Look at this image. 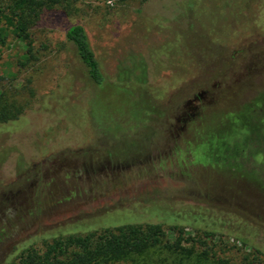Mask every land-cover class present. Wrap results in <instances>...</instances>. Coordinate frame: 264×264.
<instances>
[{"label":"rangeland","instance_id":"obj_1","mask_svg":"<svg viewBox=\"0 0 264 264\" xmlns=\"http://www.w3.org/2000/svg\"><path fill=\"white\" fill-rule=\"evenodd\" d=\"M251 1H84L58 20L60 34L84 25L108 81L161 96L138 117L117 87L94 99L60 38L29 69L19 41L0 47V90L31 102L0 123V264L130 223H162L171 238L217 231L208 243L234 262L264 253V138L240 127L235 158L206 155L243 117L264 134V0Z\"/></svg>","mask_w":264,"mask_h":264},{"label":"trees","instance_id":"obj_2","mask_svg":"<svg viewBox=\"0 0 264 264\" xmlns=\"http://www.w3.org/2000/svg\"><path fill=\"white\" fill-rule=\"evenodd\" d=\"M84 1L125 0H11L10 4L0 3V47L10 38L19 41L26 50L18 60L19 65L29 69L35 67L60 38L59 52L66 49L79 60L94 96L97 91L117 87L116 91L126 92L125 96H128V99L122 97V103L130 105L132 114L138 117L161 96L151 91L146 83L135 82L127 85L128 90H122L120 84L108 81L84 25L68 24L62 34L57 30L58 20L63 15L75 14L77 4ZM30 93L34 95L33 90ZM54 97L52 99L56 101ZM30 104V100L21 101L0 90V123L18 120ZM201 231L203 233L195 236H185L184 231L176 227L173 230L176 234L171 238L162 223L124 224L101 232L59 237L47 243L45 249L27 245L17 260L8 264H264V253L259 249L234 262L229 251L216 250L217 244L208 243L210 238L212 241L217 239V231ZM238 240L248 245L247 240Z\"/></svg>","mask_w":264,"mask_h":264},{"label":"flooded vegetation","instance_id":"obj_3","mask_svg":"<svg viewBox=\"0 0 264 264\" xmlns=\"http://www.w3.org/2000/svg\"><path fill=\"white\" fill-rule=\"evenodd\" d=\"M203 98H204V94H199L195 96L194 100L188 102V104H193L194 102L199 101ZM243 119L245 120V121L243 120V122L246 123V125L244 124L245 126L244 125L239 126L238 124L233 123L236 128L235 131L226 130L221 136V139L219 141L215 142L214 144H212L210 147L207 148L206 155L207 156L209 155L220 162H222V160L229 155H231L232 158H235L239 154V152L243 149L242 148L243 146H241L242 144L239 145L235 144L233 148H231V144H232L231 142L234 139L233 133L236 132L240 127L241 128L245 127L248 130L249 137L253 134L254 135L256 134L264 138V134L262 133L260 127L251 124L252 119L247 120L245 119V117H243ZM244 140L247 141L246 138Z\"/></svg>","mask_w":264,"mask_h":264}]
</instances>
